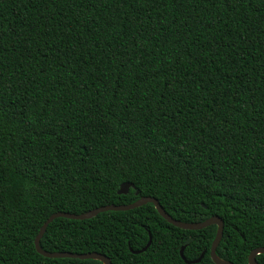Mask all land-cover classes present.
I'll return each instance as SVG.
<instances>
[{"label":"trees","instance_id":"trees-1","mask_svg":"<svg viewBox=\"0 0 264 264\" xmlns=\"http://www.w3.org/2000/svg\"><path fill=\"white\" fill-rule=\"evenodd\" d=\"M143 195L181 221L220 216L223 259L264 246V0H0V264H102L35 237L53 212ZM216 230L147 202L56 217L40 244L216 264Z\"/></svg>","mask_w":264,"mask_h":264},{"label":"water","instance_id":"water-1","mask_svg":"<svg viewBox=\"0 0 264 264\" xmlns=\"http://www.w3.org/2000/svg\"><path fill=\"white\" fill-rule=\"evenodd\" d=\"M130 187L134 188L135 187L134 183L131 181H124L120 184L117 191H118V193H127L129 191ZM136 193H138V191H136ZM147 202L154 203V205H155L156 209L158 210V212L160 213V215L163 216L165 219H167V221H169L170 223H172L178 227H182L185 229H200V228L206 227L210 224H216L217 230H216L215 238L212 242L211 249H210L211 258L216 264H236L232 261L221 258L216 252L217 246H218L220 240L222 239L223 229H224V221L220 216L213 215V216H211L205 220H202V221H181V220H178V219L172 217L164 209V207L160 204L159 200L156 197L144 196V195L140 196L138 199H136L135 201H133L131 203H125V204L110 203V204L101 205V206H98V207H95L93 209H90V210H87L84 212H80V213H72V212H68V211L53 212L52 214H50V216L42 224L38 234L35 237L34 243H35L36 250L39 253H41L45 256H48V257L73 256V257H77L79 259H98L102 262V264H112L110 258L107 255L102 254V253H98L95 251L85 252V253H73V252H67V251H48L41 246L40 240H41L48 224L56 217H67V218H72V219H86V218H90V217L95 216L96 214H98L101 211L127 210V209H131V208L143 205ZM151 241H152V237L150 235L149 241L147 242V244L144 247H142L139 250H133V251L138 253V252L145 250L150 245ZM184 248H185V245H182V247L180 249V253H181L182 257L185 259V261L188 263L198 262L204 254V252H202L201 255L195 259H187L184 257ZM259 253H264V246L255 247L250 251L249 256H248V264H257L256 256ZM71 264H91V263L79 262V263H71Z\"/></svg>","mask_w":264,"mask_h":264}]
</instances>
